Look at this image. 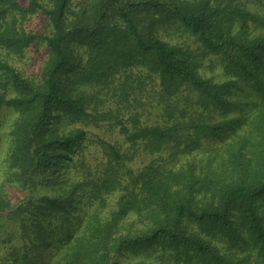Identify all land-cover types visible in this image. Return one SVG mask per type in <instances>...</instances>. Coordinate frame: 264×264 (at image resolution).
<instances>
[{"label": "trees", "instance_id": "trees-1", "mask_svg": "<svg viewBox=\"0 0 264 264\" xmlns=\"http://www.w3.org/2000/svg\"><path fill=\"white\" fill-rule=\"evenodd\" d=\"M0 155L17 264H264V0H0Z\"/></svg>", "mask_w": 264, "mask_h": 264}, {"label": "rangeland", "instance_id": "rangeland-1", "mask_svg": "<svg viewBox=\"0 0 264 264\" xmlns=\"http://www.w3.org/2000/svg\"><path fill=\"white\" fill-rule=\"evenodd\" d=\"M32 66L31 63L30 69ZM213 72L214 75L216 74L217 76L222 73L219 66H216ZM224 79L226 78H221V80ZM244 87L247 88L246 85H244ZM1 157L2 155H0V158ZM142 158H145L144 155L140 156L139 160ZM138 163L142 164V162ZM8 191L13 199L18 200V192L16 189L9 188ZM3 237L4 240H2ZM23 245H25V247L28 246V242L23 238L21 239V236L16 231V225L10 221L0 219V264H17L18 262L13 260V256L18 254V252L21 253V249H25ZM154 245L155 246L152 247L147 246V248H144V250L138 253L121 256L118 262L120 264H178L175 261L176 250H172V248L164 250L159 243H155ZM223 246L232 251L231 248H228L225 244H223Z\"/></svg>", "mask_w": 264, "mask_h": 264}]
</instances>
